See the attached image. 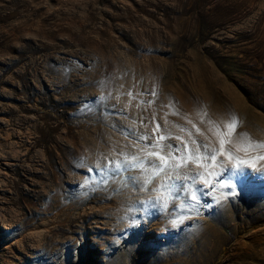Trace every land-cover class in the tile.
Instances as JSON below:
<instances>
[{"label": "rangeland", "instance_id": "374dc122", "mask_svg": "<svg viewBox=\"0 0 264 264\" xmlns=\"http://www.w3.org/2000/svg\"><path fill=\"white\" fill-rule=\"evenodd\" d=\"M221 139L164 207L147 150ZM261 144L264 0H0V264H264Z\"/></svg>", "mask_w": 264, "mask_h": 264}, {"label": "snow or ice", "instance_id": "6c2138e0", "mask_svg": "<svg viewBox=\"0 0 264 264\" xmlns=\"http://www.w3.org/2000/svg\"><path fill=\"white\" fill-rule=\"evenodd\" d=\"M235 125H236V118L232 117L231 122L227 124V128L229 130H232L235 128ZM143 139L146 140L148 138L143 137ZM164 139H165L164 136H160L158 138V141L154 145L148 146L149 149H152V148L161 149L162 146L159 143V141H162ZM177 139H182V138L177 137ZM192 145H195V147H192ZM224 145H225V140L221 139L219 152L213 149L212 153L205 152L203 154H201V148L207 149L208 146L201 145L195 140H192L191 144H189L188 141H184L183 148H181L180 146H169L172 149V151H170L168 155L161 154V151L147 150L146 154L148 157H156L161 162L158 166L150 162L149 164L150 167L158 168L160 172H163L165 169H170L174 173V176L169 177V179L172 182L168 183L166 181L165 184L161 186L163 189H166L167 199L164 200V207L167 208L169 205V201L173 200L174 197H178L179 193L183 191H189L190 199L192 201L198 202L197 191L192 190V186L184 184L183 181L191 180L192 184H195L197 180H199L205 189L211 188L212 190H215L216 187H221V188L233 187V185L227 184L223 181L214 183L215 179L222 175V172L224 170L222 165L219 166L220 171L211 170L212 168H215L218 166L216 163L217 156L225 154ZM258 147L264 148V144L258 145ZM173 152L182 153V155L175 156L173 155ZM227 155L230 160L233 159L232 154L230 152H228ZM259 159L264 160V156H260ZM138 160L139 158L135 156L131 158V161H138ZM206 160H211L212 164L209 165L207 163H200L201 161H206ZM170 161H173V163H170ZM126 162H130V161H127V158H126ZM188 162L197 163L200 167L204 168L205 171L201 173H197L195 175H181L178 169H180L183 166H186ZM116 163H117V167H119L120 163L119 162H116ZM243 163H247V161H240L239 159H237V166ZM131 166L135 168L143 169L144 162L139 161L137 163H132ZM155 175H158V172H154L153 176ZM153 176L148 177V180H147L148 183L152 182ZM85 183L87 184L88 181H85ZM204 194L208 195L209 193L205 192ZM172 206L176 207L175 203H173ZM180 207L185 208L186 206L184 204H181ZM191 207L194 209L195 205H192ZM183 219H185V217L181 216L179 221L173 220L172 221L173 226H176Z\"/></svg>", "mask_w": 264, "mask_h": 264}, {"label": "bare ground", "instance_id": "6f19581e", "mask_svg": "<svg viewBox=\"0 0 264 264\" xmlns=\"http://www.w3.org/2000/svg\"><path fill=\"white\" fill-rule=\"evenodd\" d=\"M144 215V213H143ZM88 216H86L83 212L71 216H68L62 224L58 226V232L61 234H73L76 233L75 227L79 230H82L85 227V223L88 221ZM77 223H80V225H77ZM82 233V232H80ZM214 256L216 254H213Z\"/></svg>", "mask_w": 264, "mask_h": 264}]
</instances>
